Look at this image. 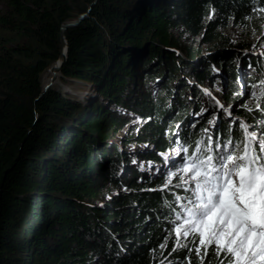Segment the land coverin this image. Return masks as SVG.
Here are the masks:
<instances>
[{"label":"trees","instance_id":"1","mask_svg":"<svg viewBox=\"0 0 264 264\" xmlns=\"http://www.w3.org/2000/svg\"><path fill=\"white\" fill-rule=\"evenodd\" d=\"M120 3L118 0H8L11 10L0 15V264H243L245 254L240 248L221 240L210 241L197 235L186 239L175 236L178 222L175 223L174 216L179 205L184 207L193 183L189 190L173 185L159 192L153 187L161 184L160 178L149 179L150 174L130 168L129 181L146 179L135 181L131 185L133 193L116 199L111 215L90 207L85 199L96 197L109 183L123 181L118 171L125 158L121 153L118 156L101 151L111 157V164L102 173L95 170L101 140L106 142L110 129L115 132L117 126L126 123L113 115L106 102L137 112L150 121L149 130L157 140L160 153L141 154L139 159L149 164H161L158 157L165 156L167 153H163L172 147L175 129L180 136L176 148L182 146L188 158L205 167L219 159L209 151L210 140L218 147L227 143L219 144L223 142L220 132L234 133L232 153L240 156L254 153L262 157L260 147L252 151L244 129L238 128L234 121L228 122L225 115L214 133L208 129L213 115L204 116L194 126L185 123L189 127L181 129L179 124L185 120L191 124L195 114L198 117L204 110L200 98L195 104L189 102L193 94L200 93L195 88L223 79V67L227 63V75L235 82L229 81L226 108L249 126L255 124L256 129L264 131L261 114L264 97L258 105L254 99L255 105L247 106L246 96L236 84L239 65L234 63L240 64L242 75L248 70L254 73L256 77H249V86L264 94V58L249 54L243 60L241 50L253 47L232 45L218 29L228 24L257 28L264 21V15L258 14L260 9L264 10V0H139L123 10ZM77 7L80 10H75ZM213 11L215 17L209 20ZM81 14L88 17L65 31L67 59L60 75L62 80H77L83 85L90 84L87 86L92 90L96 88L102 101L88 107H82L56 88L43 95L41 84L45 73L51 76L48 70L61 56L63 25L78 21ZM122 24L125 30L121 33L118 26ZM179 27L193 36H200L207 28L204 37L208 43L219 44L217 49L239 47L240 54H229L220 60L223 64L215 71L221 74L218 76L209 63L205 67L210 75L204 80L203 76L194 75L209 74L200 72L193 64L197 51L189 49V57L194 59L189 63L182 61V68L178 65L181 60L173 52L177 49L173 31ZM109 30L111 40H107ZM23 39L25 42L21 44ZM14 40L21 46L7 49L5 44ZM145 41L150 43L145 59L154 60L151 65L166 62L165 69L170 71L157 79H169V82L177 79L173 91L186 98L178 99L179 108H170L173 113L166 123L160 116L163 98L146 95L143 103L129 104V99L124 97L128 84L129 87L133 82L141 84L144 69L135 60L131 61L133 55L122 47L126 42ZM186 68L191 69V75L181 71ZM147 77L146 84L156 80L154 73ZM162 91L170 95L171 87L166 85ZM233 93L239 96L233 97ZM86 96L85 93L82 97ZM211 112L214 114L216 109ZM177 119L180 122L174 127ZM127 160L131 162L130 157ZM173 194L184 199L174 198ZM119 217L123 220L112 221Z\"/></svg>","mask_w":264,"mask_h":264},{"label":"rangeland","instance_id":"2","mask_svg":"<svg viewBox=\"0 0 264 264\" xmlns=\"http://www.w3.org/2000/svg\"><path fill=\"white\" fill-rule=\"evenodd\" d=\"M121 3V8L127 9L130 6L136 5V2H139V0H118ZM148 1V0H147ZM75 10H80L79 7ZM10 6L8 4V0H0V15H6L10 11ZM261 15H264V10L260 9L259 13ZM82 15V14H81ZM88 17V14L82 15L79 20H83ZM215 17V13L213 11V15L210 17L209 20L213 19ZM78 20V21H79ZM77 22V21H75ZM73 23V22H70ZM259 23V21H258ZM69 24V23H67ZM66 25V24H65ZM79 25V24H78ZM77 25V26H78ZM64 26V25H63ZM119 32H124L125 28L124 25H119ZM72 28V27H71ZM220 34L224 35L226 37V40H229V42L233 44H247L253 47V49H247L246 53H241L242 59L246 60L247 57H260L264 58V21L260 23V25L255 28L254 26H249L247 29L242 28V26H236L234 24H228L227 27H220ZM207 30V28H206ZM201 33L200 36H193L191 33L186 31L184 28H176L173 31V41L176 44L177 49L173 52H175V56L181 60L179 61L178 65H181L182 68V61H185L189 63L190 60H193L194 57H189V49H193L195 52L197 51L196 59L193 61V64L197 66L200 72H206L209 73L207 77H205L201 73H195L194 75L203 76V79H208L210 72L206 68L209 63H212V69L217 71L221 67L219 65L223 64L220 60H224V57L229 54H240L238 53V48L226 46V47H220L217 49V45L219 44H210L208 43L207 39L204 37L205 31ZM223 36V37H224ZM62 37V36H61ZM112 34H110L107 31V40H111ZM21 44L25 42V40H20ZM127 43V44H126ZM125 46H123V50L126 49V52H130L133 57L132 60H135L136 63L141 66L144 70L143 71V78L141 80V84L138 85L134 82L129 87V84L126 88V93H124V97H126V100H128V103H143L147 99H145L146 95H151L154 99L157 98H163L164 104L161 111V119L162 121H165L166 119L170 118L173 111L170 108H179V100L186 99L183 97L181 93H175L173 89L176 85H178L175 81L169 82V79L159 80L157 78H162L165 75H169L170 71H166V62L160 64L159 62H156L155 64L151 65L154 60H148L145 59L148 56V50L150 48L149 42H144L140 44L135 43H128L126 42ZM156 44H158L157 41H155ZM141 45V46H139ZM7 49L14 48L17 45V41L14 40L13 43L5 44ZM63 46V45H61ZM66 47V43L64 41V49ZM62 48V47H61ZM211 48V49H209ZM213 48V49H212ZM146 51H145V50ZM187 50V54L184 50ZM236 50V52L234 51ZM233 50V51H230ZM67 51V47L66 50ZM233 59V58H232ZM238 60V59H237ZM204 61H208L207 64H204ZM220 61V63H218ZM239 65L237 67L238 71V77H237V86L242 90L245 97V103L247 106L255 105V103L258 105L260 103L261 98L264 97L263 92L256 89L253 91L249 86V77L255 78L256 76L254 73H252L251 70L244 71L243 75L241 72V66L239 63L234 62ZM206 66V67H205ZM227 63L223 67L224 72V78L219 79L213 82V84H207L203 85V87L195 88L200 93H197L196 95L193 94V98L190 103H197L200 102V99L202 100V107L203 111L199 114L197 117V113L195 114V117L193 120H191V124L189 122H186V120L182 123L179 119H177V122L175 123L174 127H177L180 122V127L186 128L189 126H194L198 122L199 119H202L204 116H212L213 119L210 120L208 123L209 128L211 129L212 133L220 126V119L222 120V116H226V119L228 122L236 121L234 124L237 125L238 128H243L246 132V136L248 139H250L253 142L264 144V131L260 129H256L255 124L254 126H249L247 124L246 120L241 119L239 116L231 112V109H227L225 104H227L226 96L229 93L230 89V82L231 81L227 75L226 71ZM194 69V68H193ZM166 71V72H165ZM186 75H191L192 71L189 68L181 70ZM181 71H179V75L181 74ZM256 71V70H255ZM165 72V73H164ZM264 72V71H263ZM155 74L156 80L148 82L146 84V81H148V77L151 74ZM168 73V74H166ZM215 74H217L215 72ZM182 75V74H181ZM215 75V76H216ZM216 76V77H217ZM49 75L48 73L42 77L41 84H42V94H46L49 92L52 88L57 89L59 91H62L65 95L68 97H72L75 100H77L79 103H81L82 107H88L95 101H102L99 92L96 90L90 89L87 85L90 84H81V82L77 80L67 79L62 80L60 73L57 74V77L55 79V82L52 86H50L52 80L54 79V76L51 77V79H48ZM147 78V79H146ZM160 81L159 84H156ZM230 81V82H229ZM171 87V94L168 95V93L163 92L164 86ZM50 86V87H49ZM207 86V88H205ZM129 87V88H128ZM155 88V89H151ZM203 88V89H202ZM79 91H82L83 94H80ZM94 91V92H93ZM195 91V90H194ZM258 91V92H257ZM256 92V93H255ZM87 94L86 97H82L84 94ZM187 93V92H186ZM248 93V94H247ZM257 93H259L258 96H255ZM203 95L202 97H200ZM239 94L233 93V97H237ZM151 97V98H152ZM187 97V96H186ZM190 97V95H188ZM232 97V98H233ZM200 98V99H199ZM179 99V100H178ZM106 107L114 112L113 115H115L118 119L126 120L124 124L121 126H117V129L115 132L111 131V129L107 132L109 134V139L105 142L103 140L102 143L97 148V151H99V154L97 155V163L95 170L98 172L106 171L110 167V161L111 157L109 158L108 155H104L101 151H107L109 155L111 153H115L116 155H125L120 163L122 168H119V179L123 181L116 180L117 184L113 185L111 183L107 184L104 188L102 187L100 189V193L94 197V198H87L85 199V202L92 208H99L101 210H106L108 215H111L113 212V206L116 205V199H119L121 197H124V195L128 193H133L134 191L131 190V185L135 183V181H143L142 179L146 178H136L135 181H129L128 178L130 177V171L134 169H140L143 171L144 174H150L149 179L155 180L156 178H160L159 182H161L160 185H156L153 187L155 191H164L168 187L173 185H180L181 187H184L185 189H191V183H193V187H197V193L199 194L200 191H203L201 194L198 195V199L195 200V198L192 197V194L190 193L187 197V199L184 200L185 204L191 205L192 211L187 213L186 207L181 208L179 205L178 213L174 216L175 218V225L177 226V229L175 231V236L181 237L182 239H186L189 235H197L199 237H203L206 239H209L210 241H217L221 240L227 245L233 246L235 248H240V250L245 254V259L242 262L243 264H264V238L255 235L252 231L248 230L246 226L242 225L241 223L235 221L231 217H229L222 209L216 208V209H209L208 206L211 204L216 203L219 200H222L224 198V192L226 187L232 186L234 183H236L238 180L241 179L239 174H242V177H246L248 173L250 172L249 169L246 166H241L239 169H237L236 162L239 158L235 159L234 156H232V152L229 150L227 153L228 159L225 161V163L222 165V167L219 170L216 171H209L206 172L202 166L197 163L195 160L187 159L185 154V150L182 146L180 148H176V144H178V139L180 136L177 132V130H174V136H176V139L172 141V147L166 152H162L163 154L167 153L165 156H162L160 159V163L162 164H149L147 161L144 162L141 159H139L141 154H151V155H157L158 150L156 147L157 140L156 138L153 139L151 136V131L149 130V122L147 119H144L141 117V115L137 112H129V110H126L124 107H113L109 103H105ZM215 106V107H214ZM214 107V108H211ZM214 111L213 114L211 111ZM175 112V111H174ZM217 112H221V115L217 116ZM171 113V115H170ZM178 113V110L176 114ZM261 114L264 117V110L261 111ZM189 115V114H187ZM177 116V115H175ZM165 119V120H164ZM128 122V123H127ZM194 122V123H192ZM188 125H183V124ZM263 125V124H261ZM188 126V127H189ZM264 126V125H263ZM207 128V126L205 127ZM179 129V127H178ZM200 130V128H198ZM221 140L223 142H233L234 133L228 134L224 132H220ZM130 141V142H128ZM180 142V140H179ZM215 143V142H214ZM232 146V144H231ZM231 149V147H230ZM168 151V152H167ZM160 153V152H159ZM171 155V157H170ZM148 156V155H147ZM170 158H166V157ZM130 157L131 162L127 160ZM115 159V158H113ZM117 159V158H116ZM122 159V158H121ZM170 159V160H169ZM126 160V161H124ZM114 162V161H112ZM144 162V163H143ZM240 162V161H238ZM119 164V165H120ZM264 169V165L262 166ZM128 180V181H126ZM120 184H126L127 187L120 185ZM193 187L191 190H193ZM173 197H177L178 199H184L181 198L182 196H178L176 194H173ZM180 197V198H179ZM177 200V199H176ZM183 209V210H182ZM186 210V211H185ZM182 212V213H181ZM196 212L198 214V217H195ZM178 215V216H177ZM123 217L119 218H113L112 221H122ZM104 227H102L103 229ZM101 230V229H100ZM107 230L110 231L109 228Z\"/></svg>","mask_w":264,"mask_h":264},{"label":"water","instance_id":"3","mask_svg":"<svg viewBox=\"0 0 264 264\" xmlns=\"http://www.w3.org/2000/svg\"><path fill=\"white\" fill-rule=\"evenodd\" d=\"M81 20L77 21V22H73V23H69V24H66L62 27V34H61V42H62V50H61V56L60 58L58 59V61L56 62V65H53L51 70H56V73L54 74V79L52 80L50 86H52L55 82V79L57 77V74L58 73H61V69L67 59V51L66 50V47H67V43H66V40H65V31L68 29V28H71V27H76L79 23H80ZM64 41L66 43V47L64 49ZM49 86V87H50Z\"/></svg>","mask_w":264,"mask_h":264},{"label":"bare ground","instance_id":"4","mask_svg":"<svg viewBox=\"0 0 264 264\" xmlns=\"http://www.w3.org/2000/svg\"><path fill=\"white\" fill-rule=\"evenodd\" d=\"M245 48V47H244ZM241 52H244V53H246L244 50H241ZM173 53V52H172ZM54 65H56V62L54 63ZM48 72L51 74V76L49 77V79H51V77H53L54 76V74L56 73V70H48ZM218 115H221V112H217V116ZM219 117V116H218ZM234 121V120H233ZM236 121H234V123H235ZM220 123H221V119H220ZM220 125V124H219ZM172 205V204H171ZM183 210V209H182ZM186 211V210H185ZM182 213V212H181ZM178 216V215H177Z\"/></svg>","mask_w":264,"mask_h":264}]
</instances>
